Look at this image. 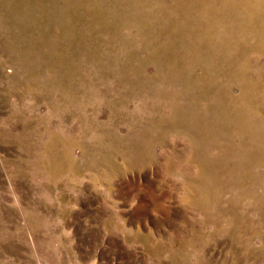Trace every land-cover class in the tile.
<instances>
[{
    "label": "rangeland",
    "instance_id": "374dc122",
    "mask_svg": "<svg viewBox=\"0 0 264 264\" xmlns=\"http://www.w3.org/2000/svg\"><path fill=\"white\" fill-rule=\"evenodd\" d=\"M0 264H264V0H0Z\"/></svg>",
    "mask_w": 264,
    "mask_h": 264
}]
</instances>
